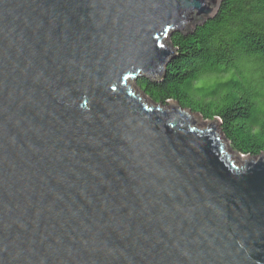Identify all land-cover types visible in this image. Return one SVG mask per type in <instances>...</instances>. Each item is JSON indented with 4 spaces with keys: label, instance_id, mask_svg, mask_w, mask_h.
<instances>
[{
    "label": "water",
    "instance_id": "obj_1",
    "mask_svg": "<svg viewBox=\"0 0 264 264\" xmlns=\"http://www.w3.org/2000/svg\"><path fill=\"white\" fill-rule=\"evenodd\" d=\"M220 2L0 0V264H264V153L132 84Z\"/></svg>",
    "mask_w": 264,
    "mask_h": 264
},
{
    "label": "trees",
    "instance_id": "obj_2",
    "mask_svg": "<svg viewBox=\"0 0 264 264\" xmlns=\"http://www.w3.org/2000/svg\"><path fill=\"white\" fill-rule=\"evenodd\" d=\"M169 44L176 57L162 76L138 87L153 101H177L218 122L234 151L264 153V0H221Z\"/></svg>",
    "mask_w": 264,
    "mask_h": 264
},
{
    "label": "rangeland",
    "instance_id": "obj_3",
    "mask_svg": "<svg viewBox=\"0 0 264 264\" xmlns=\"http://www.w3.org/2000/svg\"><path fill=\"white\" fill-rule=\"evenodd\" d=\"M132 84H133V88L136 90L137 93H138V92L140 93V95L143 97L144 100H146V101H150V98H148V97L145 95V93L142 91V89H141L140 87H138V85H137L135 82H132ZM194 114L196 115L195 119H196V121L198 122V125H199L200 127H207L208 122H209L210 120H206V119L202 118V117L200 116V114H198V113H195V112H194ZM219 129H220V127L217 126V130H218V132H219ZM223 136H224V135H223ZM227 152H228V153H231V154H233V153L235 152L229 143H228V145H227ZM233 159H234L238 164H240V163L243 162V160H242L241 158L236 157V156H234V155H233Z\"/></svg>",
    "mask_w": 264,
    "mask_h": 264
}]
</instances>
